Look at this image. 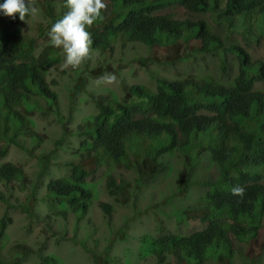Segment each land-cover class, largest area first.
Instances as JSON below:
<instances>
[{"label":"trees","instance_id":"16d2710c","mask_svg":"<svg viewBox=\"0 0 264 264\" xmlns=\"http://www.w3.org/2000/svg\"><path fill=\"white\" fill-rule=\"evenodd\" d=\"M105 2L108 7L103 18L89 29L91 59L77 69H62L63 51L51 46L48 37L51 25L68 11L66 0H36L48 24L38 22L37 31L34 27L31 33L18 14L13 19L0 12V155L4 157L12 143L23 148L19 137L38 139L31 150L43 143L30 114L38 108L45 110L42 100L48 109H58L60 91L54 90V85L60 82L71 101L69 107H74L79 96L95 112L83 113L79 119L73 109L60 120L63 134L55 141L56 149L67 144L69 149L74 137H83L74 151L78 159L69 164L70 176L47 184L52 204L62 208L54 211L64 215L72 211L78 220L85 218L95 196L90 187L95 178L89 181L88 177L95 175L101 164L108 166L109 194L119 204H128L142 184L165 170L167 156L179 154L182 168L176 174L180 178L175 187L180 191L188 185L208 188L197 197L196 208H188L176 218H197L207 226L185 234L146 236L141 254L154 256L157 264H206L212 258L216 264H232L237 251L244 252L246 246L247 251L252 250L264 227V57L254 58L249 49L264 42V0ZM181 11L184 14L179 18ZM194 14L201 18L195 20ZM220 28L227 39L216 34ZM118 37L122 63H130L125 54L134 51L129 48L131 42L148 49L147 56L142 54L133 61L144 68L146 63L157 62L153 85H133L127 94L119 88L96 85L99 77L112 74L113 42ZM193 40L201 45H191ZM157 45L170 48L177 56L169 60L149 55ZM209 54L221 62L214 69L207 60ZM181 62L183 70L176 67ZM159 67L167 69L163 75ZM72 118L78 126L67 130ZM206 151L202 159L213 164L216 177L191 180V171L199 162L195 164L194 157ZM55 154L54 150L42 152L37 156L38 165L46 169ZM116 167L134 172L133 184H118L112 174ZM14 180H26L23 168L11 161L1 163L0 184ZM127 185L132 186L130 196L126 195ZM235 186L244 188L243 198L232 194ZM101 205L112 213L111 204ZM25 209L31 213V208ZM198 209L200 213L191 214ZM11 221L8 216L0 220V264H22V257L7 259L3 250ZM15 249L24 256L31 252L24 243H17ZM99 255L92 256L95 264L111 262L107 254L100 262ZM260 257H264V246L253 260ZM42 264L62 262L48 256Z\"/></svg>","mask_w":264,"mask_h":264},{"label":"rangeland","instance_id":"374dc122","mask_svg":"<svg viewBox=\"0 0 264 264\" xmlns=\"http://www.w3.org/2000/svg\"><path fill=\"white\" fill-rule=\"evenodd\" d=\"M2 1L4 2V0ZM36 7L38 8L37 14L27 17V21H24L26 23L25 29L29 33L33 31L34 27V31H37L38 22L42 25L43 23L48 24L41 13L40 6L36 4ZM177 8L178 10L182 9L181 6H177ZM183 14L184 11H181L177 16L181 18ZM204 16L208 17V15ZM200 18V15L194 14L195 20ZM216 34H220L222 40L227 39L223 28L217 30ZM232 38L235 39V32H232ZM191 45L200 46L201 44L198 40H193ZM130 46L136 49L137 54H146L147 49L143 48L140 43L132 42ZM165 49L169 50L166 46L161 48L155 46L152 52L154 56L157 55L163 58L166 56ZM249 49L254 58L264 57V42ZM130 55H132V52L128 53V56ZM172 55L177 56L173 52ZM217 57L211 54L207 57L212 69L216 68L215 64L221 63ZM153 66H156V64H153ZM160 69L162 73L167 70L165 67H160ZM180 69H183L182 65H180ZM168 76L174 77L172 75ZM142 79L147 82L149 76H144ZM48 81L51 83L49 77ZM134 83V81H131L128 85L131 86ZM54 88V90L60 91L58 109H48L46 100H42L40 103L45 110L41 111L38 108L30 114L36 122V130L44 139L43 143L40 142L38 147L31 150V146L38 139L31 141L29 138L22 137L23 148L12 143L9 145L7 154L4 157L0 155V164L7 161L14 162L21 166L27 175V181L24 183L13 181L12 183L0 185V195L4 197L0 198V220L7 216L12 218L7 227L6 243L3 248L7 259L22 257V264H42L44 258L52 256L60 259L62 264H95L92 256L98 252V255L107 254L109 256L111 262L108 264H157L154 256H145L140 253L146 245L143 235L159 234L158 227L162 229V232L179 234L201 230L205 227L197 218H189L188 221L176 218V216L183 215L184 210L196 208L194 204L199 202L197 197L208 188L202 185H194L193 187L188 185L184 191H180L178 187H175L180 178L176 174L182 168V159L179 154L167 156L165 170L157 177L141 185L134 197L130 198L128 204H119L109 194L107 189L108 177L106 176L108 166L101 164L95 175L88 177L89 181L95 178L90 183V187L94 188L95 196L91 202L90 212L85 218L78 220L73 213H69L66 216H56L52 221L44 218L45 215L41 213L42 205L38 210L41 215L35 219L29 218L24 206L32 205L35 208L36 199L43 197L46 193V187L40 183L39 175L43 166L38 165L37 156L42 152L56 151L55 158L50 161L51 168L54 169V175H63L67 173L69 164L78 159V156L74 155V151L82 139L81 136L79 140L74 137L69 144V149L68 144L65 147L56 149L58 145L55 144V141L63 134L62 121L60 122V120L62 116L63 118L68 116L72 108L71 105L69 107L71 101L67 98L66 90L62 89V83L58 82L54 85ZM76 99L77 103L74 107L79 112L87 114L93 111L91 104L84 101L83 98L77 97ZM69 130L74 129L70 126ZM68 138L66 137V143H68ZM206 153L207 151L200 153L199 157L198 155L194 157V163L199 162L191 171V180L208 181L216 177V168L207 159V161L204 160ZM208 153L210 152L208 151ZM203 157L204 159H202ZM89 164H91V167H95L91 162ZM112 174L118 184H133L132 182L136 179L134 172L123 167L113 168ZM50 178V175H48L45 181ZM37 184L39 185L38 188H36ZM131 189L132 186L130 185L125 188L128 191L127 196H130L129 191ZM101 203L111 204L113 206L112 213H107ZM181 210L182 213L179 214ZM200 212L201 210L198 209L191 214L197 215ZM123 225L126 226L123 227ZM114 237H118L119 240L111 243L115 239ZM255 241L250 252L247 251V246L243 249L244 252L237 251V246H235L236 258L232 264H251L252 262L254 264H264V257L253 260L254 256L263 249L264 227L260 230V235ZM17 243H24L31 248L28 256H24L15 249ZM235 243L242 244L238 241H235ZM102 255L98 256L100 262L104 258ZM206 264L216 263L212 258Z\"/></svg>","mask_w":264,"mask_h":264},{"label":"clouds","instance_id":"9594fccd","mask_svg":"<svg viewBox=\"0 0 264 264\" xmlns=\"http://www.w3.org/2000/svg\"><path fill=\"white\" fill-rule=\"evenodd\" d=\"M65 6L68 9V11L63 15L61 19L55 21L50 27V30L48 32L49 43L51 46L57 49H62L63 55H64V61L61 66L62 69H65V70L69 68L77 69L81 65H83L85 62L91 59L92 37H91V32L89 31V29H91L97 21L103 18V12L107 10L108 5L105 2V0H66ZM0 12H2L3 15L8 16L13 19H15L16 15L18 14L19 19L21 21H27L26 17L35 16L38 12V8L36 7V0H4L3 3H0ZM120 41H121V37H118L117 40L113 42L115 49H116V53L114 56V62L110 61L112 74L108 73V74H105L99 77L95 81L96 85L99 86L101 84H104L114 89L119 88L120 91L126 94L129 92L127 88H130L133 85H136V84L153 85L156 82V80L152 78V75L154 74V71H155L154 69L157 66V65L153 66V64H156L157 62L152 61L150 64L146 63L145 68L141 67L140 62L133 61L135 58L140 57V55L135 52L136 49H134V51H128L125 54L130 59V63H127L126 61H124L123 63L120 62L119 61L121 59V52L119 50V47L121 44ZM130 45H129V48H134ZM142 46L143 48L147 49L144 45ZM157 46L160 48L163 47L160 45H157ZM154 48L155 46L153 47V49ZM153 49L150 50L149 55L154 56L152 52ZM147 51L148 49L145 51L146 54H143V53L142 54L144 56H147ZM165 51H166L165 57L168 58L169 60H172L173 59L172 53L168 52L166 49ZM171 51L173 52V50ZM129 52H132V55L128 56ZM154 57H156L157 59L160 58L157 55ZM180 65H182V68L184 69L185 64H183L182 62L176 65L177 69H180ZM163 74L164 73L160 75H163ZM144 76H149V80L147 82L142 79ZM131 81H134L135 83L130 86L128 85V83ZM76 98L77 97H75V99ZM92 109L93 111L87 113L86 115L93 114L95 112L93 106H92ZM71 110H73L72 112L75 115V117L81 119L83 112H79L78 109H75V107L72 108ZM66 126H67V130H69L70 126L74 130H76V127L78 125L72 118V120L67 122ZM80 136L83 137V135H78L76 138L79 140ZM23 138H27V137H23ZM21 139L22 137H19L20 142H21ZM31 141H34V139L31 138ZM51 166L52 164H49V166L46 169L44 168L41 169V173L39 175L40 183H42V185L46 187V193L44 194V196L36 199L35 208L34 206L32 207V205L24 206L25 211H26L25 207L31 208V213L26 211L29 218L31 219H35L36 217L41 215V213L45 215L44 218H48L52 221H54V217L64 215L59 211H54L55 208H59L60 210L62 208L60 206L54 207V205L52 204L47 184L52 179H58V178L70 176L71 169L68 166L67 173L56 176L54 175V169L51 168ZM48 175H50L51 178L48 181H45ZM25 176H26V180L23 182L22 181L20 182L24 183L27 181L26 173H25ZM14 181H18V180H14ZM1 184H4V183H1ZM38 187L39 185L37 184L36 188ZM232 194L243 198L244 188L242 186H235L232 189ZM41 205H42V210H41V213L39 214L38 210L40 209ZM69 213H72V211L67 212L65 216L68 215ZM201 224L205 225V227L207 226V223H201ZM158 228H159V234H165V233L169 234V232H162L161 231L162 229L160 227ZM159 234L153 235V236H158ZM113 235L114 234L112 233V236ZM149 235H152V234L143 235L144 240H145V237ZM114 238L115 239L111 241V243L117 242L119 240L118 237H114ZM5 240H6V237H5Z\"/></svg>","mask_w":264,"mask_h":264}]
</instances>
